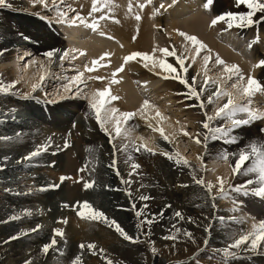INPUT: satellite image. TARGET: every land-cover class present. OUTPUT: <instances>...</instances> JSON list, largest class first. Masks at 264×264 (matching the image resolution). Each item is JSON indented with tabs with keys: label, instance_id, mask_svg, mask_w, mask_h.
<instances>
[{
	"label": "rangeland",
	"instance_id": "1",
	"mask_svg": "<svg viewBox=\"0 0 264 264\" xmlns=\"http://www.w3.org/2000/svg\"><path fill=\"white\" fill-rule=\"evenodd\" d=\"M18 1H20V3L23 4L25 7L22 9L20 6L18 10L12 11V12H16V13H7V12L11 11V9L9 8V4H8L10 2V0H6V3L4 6H0V18H3L2 22H0V36L1 35L2 36L9 35L8 33L6 34V32H4L5 28H6V30H8L7 28H11L12 30L10 32L13 34H16V35H20V34L22 35V34L26 33V31H22V29H20L21 27H19L18 25L15 24L14 20L18 19V17H16V16H20V17L29 19L30 21H33V22L36 21L38 24L42 25V27H44L60 43L62 53L64 51V53L62 55H64L65 53H67L70 50H73V47L78 46V43L81 44V42H85V40H84L85 36L84 35H82L77 40L72 39V34H73L72 29L80 23L79 20L72 21V17H74L76 15V13L73 12L75 8H72L71 4H70V1L73 3V0H44V4L39 3L38 0H18ZM215 1L216 0H211V3L209 4L208 8L205 9L203 7V3H201V2H205V0H176L175 4H178L181 2L186 4L185 5V11H184L185 18L183 16H181V18H178L179 20H183L182 18H184V20L186 19V21L191 20L189 18L190 15L192 13L200 10V9H201L200 10L201 13L204 15L205 19L207 20L206 26H205L206 28L204 27L205 30L203 31V33H205V34H203V35L209 36L212 42L210 40H203V39L199 38V40L204 45H206V49L202 50L199 54H197V58L194 62L191 61L190 57L193 54H195V51H194L195 46L191 45L190 42L184 41L183 37L181 38L179 35L177 36L176 35L177 33L175 35L179 39L174 37L173 35L176 32V30H178V29H176V28L174 29L173 35H168L165 33V30L163 29L165 27H162L161 23L157 24V19L159 20L162 18V20L165 23H166V21L169 20L168 18H169V15L171 13L168 12L169 11L168 9L171 8L172 5H174V4H172V0H151V3L145 4V8H143V10H146V11L148 10L147 13H149V14H147V16H148L147 23L149 22L148 26L150 27L149 30H151V37H150V41L148 42V45L150 47V51L148 53H152V49L154 46L157 49L167 47V48H170L172 50L174 48V50L177 52V54L183 53V55L185 57H189V59L185 60L186 66L191 64V67H189L188 71H187L190 75L189 84L192 83L191 77L196 76V78H197L196 79V86L198 85L197 86V88H198L204 79V75L207 74L209 80L210 81H216V83H218L220 85L222 90L233 92V94L235 93V95H239V94H236L235 90L231 88V83L237 82V77L239 75H242L245 77L244 83L246 84L248 74H246L245 69L252 68L254 70L253 74L251 75L252 78L260 75L261 71L264 69V65L255 66L258 64V62L261 59H264V23L262 24V22H264V19H262L260 21V19L258 18V20H256L258 22L257 24H251L250 26H247L246 29H244V31L241 28H238L236 26L228 28L226 16H225V20L218 21L215 26L209 27L210 21L213 18H215L216 16L224 15V14L229 13V12L234 13V14H239V13H246L248 11V9L245 6H244L245 7L244 8L243 5H241L240 7L236 6L235 0H223V4H221L220 12L215 13V11H214ZM142 3H144V0H142ZM161 3H163L164 8H160ZM194 4L195 5L197 4L196 7H193ZM88 5H89L88 3L84 4V6H88ZM169 5H171V6H169ZM40 6H41V8H40ZM75 6H80V5H75ZM154 8L158 9V11L155 14H153ZM18 11H19V13H18ZM61 12L65 13L66 15L61 17L60 16ZM255 14L259 15L260 12H256ZM253 18L256 19L255 16H253ZM61 20H63L64 22H61ZM175 21H177V20H175ZM154 25H156L158 27H153ZM207 25H208V27H207ZM215 27H218V28L216 29ZM210 28L216 29V31H217V32L214 31L213 36L214 35L215 36H214L213 40L211 38V35L207 34L209 32ZM161 29H163V30H161ZM84 30H85L84 33H87V35L92 32V29H90L86 26L84 27ZM172 31L173 30H170V33ZM179 31H182V32L189 34L184 29H179ZM28 34H31V33L29 32ZM190 34L192 35V33H190ZM95 35H97L101 40H103L104 42L107 43L108 46H107L106 53H108V55L104 56L103 60L104 61L109 60L113 56V52H109V50H108L109 46L113 45V44L115 45V43L118 44V42H119L118 39H116V37L111 35V33H109V31H107L105 28H101V27L95 33ZM218 36L220 39L218 38ZM109 37H111V39ZM166 37H168V38H166ZM174 38H176L177 40ZM219 40H220V42H219ZM116 41H118V42H116ZM221 41H222V43H221ZM232 42H238L239 44L238 43L237 44L239 46H237V45L234 46L232 44ZM211 44H213V45H211ZM17 47L18 46H16V45L11 46L10 51H8V53L5 55V57H7L8 59L10 58L9 59L10 61H6V63H7L6 69L7 70L13 69L17 73L15 75H12V77L14 80H16V83H17L18 88H19V92H22V94H23L26 92V89L30 85L36 84V85H38L36 90L40 91V94H41L40 98L42 99V101L43 102H50L51 103L50 106H57V105H59V103H57V100L55 98L58 95H61V93H63L64 90L69 86L68 90L66 92H64L65 95H63L64 96L63 98L66 101L76 100V102H77L76 104L80 108H84V107L90 108L89 103H88V97H89L88 93L93 92L94 87H93V84H92L90 76H89V74L92 71L86 70V67L90 68V66L88 65V62H87V60H88L87 54L84 53V55H81L80 53H78L79 51L74 49L73 52H70L68 55H65L64 60H61L60 58H58L56 60V62L53 64L54 60L49 62L48 57L39 58V57H36L35 55L31 56V57H28V55H27V57H25V56L21 57L18 54L19 52L17 50L18 49ZM69 47L72 49L69 50ZM53 49L54 48H52L51 50L53 51ZM220 50L224 51L225 54L221 55L222 53ZM112 51H114V48H112ZM31 53L33 54L32 51H31ZM227 54H228V56L230 55V57H227L226 56ZM205 56L210 57V60H209L207 67L204 66V62H203V57H205ZM217 56L225 62L224 65H216L215 64V59ZM73 57H75V59H73ZM159 58L165 59L166 62L169 60H173L175 62L174 57H162L161 54L159 53V51H156L155 53H153V60L159 59ZM24 59H25V62L23 63ZM235 59H236V62H235ZM13 60H14V62L17 61L16 65H15V63H13ZM28 62H30V64H31L28 66V67H30V69L28 68L29 71L27 73H24L26 66H27L26 64ZM123 62H124L123 59H118L117 64L112 69H110L109 72L112 73ZM145 63L148 64L147 68H151L152 70H155L157 75L161 79H157V80L150 82V83H149V81L146 82V81H138V80H128L127 85L129 87V92L135 96L136 100L138 101V102H136L137 104L131 100H130L131 102H128L129 99L124 95V92H123V90H121V88L119 89V92L121 93V95H117L118 99L116 100L118 102L121 101L126 105L128 103V104H132L134 106L133 109H130V107H129V109H130L129 111L135 113L134 116H136V118H138L137 122H138L139 126L142 128L141 133H140L142 135H140V137H141V140L143 141V143H145L144 144L145 148L151 149V151H148V152L146 151L145 155L147 157H151L150 159L153 162L154 161L157 162V164L160 166V168H157V167L154 168L153 164L152 165L148 164V165L144 166L145 168H143L141 166V164L138 162L137 164H139L138 165L139 170L140 171H142V169L145 170L144 175H143V173H141L142 176L143 177L146 176L147 178H150V180L153 181L152 183H155V184L158 183V177L154 178L153 176H150V175L153 173L155 175L160 171H162L163 173H166L163 176L164 179L166 178L165 180H168V177L170 178L173 176L174 179L180 181L179 183L177 182L175 185L170 186L171 187L170 190H172L173 188L175 190L180 189L181 188L180 186H182L181 183L182 184H191L192 182H196V180H199L202 178L204 181V184L203 185L198 184V183L197 184L200 185V188L209 192L207 185L209 183H212L213 178L215 177V174H211V172H209L211 167L208 165V163L206 161L194 159V156L192 155L191 150H192V148H197L199 150H202L203 152H206L207 147L209 146L208 143L212 142L210 140H215L213 143L216 146H219L220 148L223 147L224 150L226 149L229 158H232V159L234 158L233 160L235 161L237 156L235 155L236 158L234 157L233 153H235V152L233 149H232V151H229L230 150V148H229L230 146L228 147L229 143H226L225 140L226 139L227 140L237 139V135H236V137L233 136L235 134L233 132L236 130L237 127L232 128L228 132V134L229 133L231 134V136H229V137L222 138V136H219L217 139H212L211 135L209 134L208 139L205 140L204 134H205L206 130L202 128L201 121H203V119H204V113L205 112H207L209 115L213 114L214 108L219 105V102H218L219 100H216L214 104H208L207 100L205 98L206 96H208V93H205V96L201 97V99L205 105L204 111H201V109L199 107V103H197L196 99L193 97L192 100L194 101V103H196V105L190 107L192 109V111L190 112V115H186L187 112H185L186 111L185 107L177 108L176 104L175 105L171 104V103L167 102L165 100V98H163L162 96L160 97L157 95V92H160V90H161L160 88L165 81V79L163 77L168 76V74L163 72V70L160 69L158 64L155 67H153L152 66V60L145 61ZM0 64H2V63H0ZM175 64H176V62H175ZM232 64H235V65L238 64L237 65L239 68L238 74H230V73H225L223 71V68L225 66H231ZM177 66L179 67V65H177ZM23 68H24V71H23ZM124 68H125V63H124ZM124 68L120 73H117L116 77L117 78L120 77L119 80H123V81L126 80L127 81V79L124 75ZM1 69L2 68H0V70ZM185 73H183V74H185ZM78 74H82V75H78ZM230 75L232 77L231 80L228 79V77ZM41 76H43V80L40 79ZM93 76L96 77L98 75L96 73H94ZM74 77H76L75 80L73 79ZM167 79H169V81H174V82L178 81V80L176 81V79H173L171 77L170 78L168 77ZM74 82H76V85L73 88H71L70 86ZM48 83H49V85H47ZM258 83L260 84L262 90H257L255 92H253L248 97H244L240 94L241 96L239 97V100H238V98L237 99L235 98L236 99L235 101H236V103L247 104V106L249 108H251L256 114H258L259 118L251 119L250 121H254L257 124V126H259L258 129L260 128L259 130L262 131V130H264V76L261 78L260 82H258ZM182 86L185 87L184 85H182ZM91 87H92V89H91ZM205 87H210L211 92L214 91V89H215V85L211 84V83L209 85H206ZM211 92L209 94H211ZM5 100L6 101L7 100L12 101L13 105H7L6 103H4ZM144 100H147L149 102V107L145 108L144 110L149 109V111H150L152 109H154V110L156 109V110H160L161 112H164L162 114H163L165 119H163V116H162V118H161L162 124L160 123L161 126L151 125V127H149V124L146 123V121L144 120L145 111L143 110V114H141V112H137V109L140 108V105ZM214 100H215V98H214ZM186 101H187V99H186ZM125 102H127V103H125ZM223 102L224 101L222 100L221 103H223ZM37 104H40V102H38L35 99L34 100L31 98L29 99L27 97L23 98L21 96V94L20 95L19 94L18 95L17 94H10L9 95L3 91L0 92V133L4 132V134L5 133L9 134V133L15 132L17 134V136H20L18 134V128H20V126H23V123L29 117L30 107L37 106ZM38 110H39V108H38ZM38 110L35 111L36 116H34V114H33L30 116L31 117L30 119H33V121L36 122L35 124H38V126L41 129H44L46 134H47V131L49 130V128L51 126L52 120L49 119V117L47 118V113L44 109L39 110V111ZM111 114H113V113H111ZM113 116H119V113L116 112L115 114H113ZM243 116H244V119H248V117L245 113H238L235 118L240 119ZM71 118L73 121L68 122V124L66 126V131H68L70 133L74 132L76 134L75 135L76 138H74L71 135L68 137H65V138L64 137L61 138L58 135L52 134V136L53 135H55V136L51 137L49 140H46V142L50 141L49 143L51 146H53L54 149H52L51 152H49L47 154V156H49V158L44 163L43 167L40 166V164L44 161V159L40 160V161H35L36 163L34 162V165L31 161L29 162V159L31 158V153L38 151L37 147L41 144V142H43V140L40 138V135L39 134L38 135L37 134L31 135L28 138V139H30L31 145L30 144L28 145V142L26 144H24L25 146L22 145V149H25V151L23 152V150L21 149L23 154H21L17 158L19 161L18 163L21 164L22 163L21 161H23L25 163L23 165L25 168L24 169L25 171L24 172L22 171V172L14 175L15 176L14 178H17L16 181L17 182L20 181L19 183L16 184L15 187H10V186H8V184L2 183L0 181V205L3 203H8V202L13 201V202H15V204L18 205V207H17L16 205L13 204L14 207H17L16 208L17 212H18L17 214L25 215V213L27 214V213L31 212V210L36 211V207L39 204V202L36 200H37V198L40 201L43 200L44 191H45V193H50V192L56 193L57 191H59L60 189L66 187L68 184L71 183V184H73V186L77 187L76 190H78V198H80L79 202L81 200L82 201L84 200V202L85 201L88 202V204L92 207V209L101 211L104 214V216H106L109 220L115 221L121 227V229L128 236H130L132 239L131 240H124L114 230V228L111 225L106 224L103 221V219L96 220V221H99L101 226L104 229L99 230V231H95L90 226L91 225L90 223L94 222V220L82 219V218L77 216L76 213L78 211H80L78 209V206H77L78 202H74L73 204L70 202L71 203L70 204L68 201L63 200L64 202L61 201V202L57 203V207H56L57 209L55 212H53L52 214H50L48 216H45V217L43 216V218L36 220V221L40 222L39 223L40 225L35 224L36 221H34V224L37 225V228H32L34 226V224H31V223H30L31 225L30 224L28 225L27 223L22 222L19 225L20 230L23 231L22 235H26V234H28V232H30L31 236H32L33 233L36 234V232L40 229L41 226L46 230V233H44V236H42V238H41L42 241H37V242L42 243V245L39 248V254H40V252H42V254L47 255L44 251H42V249H43L44 245H46V244L50 245V247L47 250L48 254L50 255L49 256L50 261L47 260L45 262V264H56V263L59 264L60 261L57 260L58 256L62 257L64 261L68 260V259H66L67 257L65 258L64 253H68V256H70L69 259L71 260V262L76 257H79V263L80 264H82V262H83V261L81 262V260L86 261L85 264H107V261H109V260L112 262V264L115 263V261H119L120 264H156L155 261H158V263L162 262L163 258L168 257V256H169L168 258L170 259V261L173 262L172 264H177L179 261L183 262L184 259H186V261H190V263H192V264H202L198 260L194 259L195 258V252H196V255L198 252L203 253V258H202L203 260L202 261H205L207 264H243L244 262L249 261V258H245L242 256L237 257L235 255H229L227 257H224V255H222L223 253L220 250L228 247V245H225V247L221 246L222 248L209 246L208 242H210V239H209L210 236L207 237L208 234L206 235V237L208 239L206 238L205 241H203L202 239H198L197 242L200 245V247L199 248H195V247L190 248L191 252L190 251L185 252L184 247H181L180 251L173 252L171 255L164 254V253L158 254L156 252H153L151 250L152 249L151 241L152 242L156 241L159 246L162 245L163 243H166L169 245L174 244V239H165L164 240V237H167L169 230L164 229L162 226L160 229L162 230L161 234H164V237H162L160 234L158 236L156 235L157 237L152 239L151 234L149 233L150 232L149 226H145L141 220V217L143 215L146 216L147 213L149 211H151V208L148 211L146 210L147 213L144 212V209L136 210L135 211V217L136 218L133 221H131L126 215H121L123 213L126 214V212H127L126 209L127 210L129 209V206L126 207L127 205H130V206L133 205V203L131 202V198H129L127 191L124 190V192H123L122 188L119 187L118 185H117L118 186L117 190L113 188V185L108 181L109 177L104 172V170H101L99 172V170L93 168L92 164L88 162L89 159H87V157H85V155L88 153L89 149H88V147H85V144L83 143V141L79 142L81 140V138L83 137L82 136L83 134H81L80 131L77 132L76 131L77 127H75L76 126L75 121L79 118V114L73 113V114H71ZM93 118H94L95 132L97 133L101 128H100V125L97 124V122H96L95 113H94ZM101 119H102V121H106L105 118L102 116H101ZM167 119L173 120V121L170 120L171 122L177 121L178 126H179L178 133L180 134V137H181L179 140H176L175 134H174V136H172V135L170 136L168 134L166 126H167V124H170L171 122H169ZM9 120L10 121L14 120V125L9 126L8 125L10 122ZM108 125L109 124L107 121L105 123V127L110 128ZM174 125L176 126L175 123H174ZM199 125H200V127H199ZM220 125H224L225 127H227L224 120H213V121H211V124H210V126H220ZM125 126H126V122L123 121V119H121V130L123 131V129L125 128L124 130H126L130 133H133L131 128L125 127ZM31 127L34 128L33 125ZM156 128H159L163 131L164 136L167 137V140H165L164 137L161 136L160 132L154 130ZM25 130H28V128ZM182 130L187 131L190 135H195V134L199 133L198 139H200V141L202 140L201 143L196 144L189 138V136L182 135ZM109 131L111 133H114L115 132L114 127L111 128ZM45 132H43L44 134H42V135H46ZM102 133H105V132L102 131ZM262 133L264 134V131H262ZM98 134H99L98 136L101 137L100 131ZM32 136H34V137H32ZM84 137H85L84 139L90 138V136H88V135H86ZM6 139H7V137L4 140L0 139V145L4 146L5 144L11 142L10 140H6ZM65 141L68 144L67 147H65ZM138 143L141 144L142 142L139 140ZM97 147L101 148V145L97 146ZM100 148L98 149V151L96 150L95 153L91 152L90 154L93 157H97V159L98 158H100V159L105 158L107 160L106 165H110L109 168H112L113 162H115L113 171H115L118 174V177H120L121 172H120L119 162L118 163L116 162L117 158H118L116 156V153H114L112 150L105 149V148L100 150ZM30 151H31V153H30ZM40 152H41V150H40ZM19 153H17L16 155H19ZM80 153L82 156L80 155ZM177 153L184 160H187V162H188L187 165H185L182 161L180 163H177V156H176ZM57 156L62 157V158L60 157L61 167L66 165V163H64L66 158L69 161H71L74 165H76L75 170H73L72 175H70V176H77L78 179H76L74 182L73 181L70 182L67 180V178L70 176H66V175L60 173V168L57 167L58 162H59L57 159ZM158 156H162L164 158L161 159V157H158ZM170 157H171V160H167V158L170 159ZM233 160L230 163L234 164ZM135 161H137L136 158H135ZM7 162H3L2 164L5 166L7 164L10 165L13 161L9 160ZM97 162H99L101 165L103 163L100 160H98ZM13 163L16 164L17 162L14 161ZM31 164H32V166H31ZM140 166H141V168H140ZM215 166L221 167V170L224 171V176L222 177V178H226L225 179L226 184H224V188H225V195L224 196L228 195L230 197H234V196H238L240 193L241 194L245 193L244 191H241V192L233 191L232 188L229 187V185H231L232 187L233 186L236 187L232 183L235 180V176L232 175L231 169L229 168V166L227 165V163L225 161L219 160V162L215 163ZM1 167L4 168V166H1ZM176 167L178 168V173L175 171ZM222 167H224V168H222ZM61 170H62V168H61ZM225 170H226V172H225ZM183 172L188 175V179L186 177H183V174H184ZM101 175L105 176V177H103L104 181H103L102 185L97 186V183L96 184L90 183L92 185V187H90L88 189L84 188V183L85 182L89 183L90 178L94 177V178L98 179L99 176H101ZM157 175H159V174H157ZM5 176H7V175H5ZM238 176L236 177V179L238 178ZM9 177L7 176L6 179ZM35 177L36 178L41 177L42 180L44 179L45 180L44 183L49 184V185L47 184L49 187L48 188L49 190H45V189L43 190V188H40L39 185L38 186L33 185V182L35 181ZM61 177H65L66 179L61 181V179H60ZM194 177H195V179H194ZM81 178H82V182L80 181ZM78 185H80V186H78ZM236 185H238V184H236ZM218 187H219L218 183L212 184V189H211L210 195L212 197H216L215 199H218L220 196V194L217 192ZM9 189L11 190L12 193L7 192ZM12 189H18L20 192L19 191H12ZM164 189H166L165 186H160V190H164ZM38 190H43V191L39 192ZM134 190H135L134 192L136 194L137 193H138V195L142 194L140 192V188H139V191L137 189H134ZM247 191H248L247 193L249 194L250 191L249 190H247ZM83 194H84V196H83ZM87 195L89 196L88 198H87ZM115 195L122 196V198H119L120 200L118 199L117 203L115 200V198L117 196L115 197ZM125 195H127L128 198L125 197ZM35 197H36V199H35ZM146 197H148V196H146ZM63 198H64V196H63V194H61L59 199H63ZM166 198H168V199H166L167 202H165V204L171 205V203H170L171 198L167 197V196H166ZM122 199H124L125 202ZM154 200H155V197H152L150 199L143 200V203L149 206L150 204H152L151 202H154ZM91 201H93V202H91ZM262 202H264V198L261 199V203ZM127 203H129V204H127ZM94 204L96 205V207ZM116 204H118V205H116ZM64 205H68V207H64ZM250 205H251V203H249L247 206L250 208ZM133 206L135 208V204ZM23 207H24V209H23ZM119 208H121L122 210L121 209L119 210ZM238 208H239V210L242 209L240 207H236V208H233L231 210L232 212L237 213V215H232L233 217L238 216V212H237ZM252 208H253V204H252ZM37 209H40V208H37ZM6 212L10 215H13V212H11V210H6ZM137 212H140L139 216L136 215ZM246 214L252 215L253 212L252 213H246ZM243 215L244 214H242L241 216H243ZM239 216H240V214H239ZM252 216H253V220L256 219L255 217H257V216H255V214H253ZM0 219H1V217H0ZM257 220H258V218L254 221H257ZM25 221H27V220H25ZM89 221H90V223H89ZM185 222L188 223V220H186ZM6 225H7L6 221H4L2 223L0 222V241H1L0 242V264H15V262L13 261L14 260L13 257H6V254L4 255V257L1 256V253H3L5 250L3 248V246L1 245L4 242L3 237H7V238H11V237L14 238L15 237V238H17L19 236V235H17V233H18L17 231H7L4 228ZM51 225H53V226H51ZM137 225H139V227H137ZM9 226H10V222H9ZM243 226H245V225H243ZM46 227H48V228H46ZM54 229H59L60 231H62L64 236L63 235L62 236L55 235L54 231H53ZM68 229H72L73 232L75 231V233L77 234V237L81 240L79 243L78 242L77 243L72 242V240H74V237H73L74 235H72V237H70L71 235L69 234ZM194 230L195 231L203 230V226L202 225L200 226V224H198V225L195 224ZM247 230H248L247 228L242 227L243 233H240L238 235V238L241 234H245ZM66 233H68V234H66ZM85 233H89V235H92L95 238L94 245H95V247H98V249H99V251H98L99 256L96 255L97 254L96 250L90 251L91 253L88 252L89 251L87 248L88 243L84 242V241H86ZM67 238H70V239H67ZM53 240H55V244L51 243ZM68 240H70V241H68ZM31 241L32 242H30L28 245L29 247H23V249L21 250L22 253L25 252L24 254L20 255L23 257L25 255L24 258L22 257L23 258L22 259L23 264H25V262H26V264H36L35 263L36 256L33 259H31L32 261H30L29 256H27V258H26V255H28L30 253L29 251L30 250L33 251L34 247L37 246V242L35 244V243H33V240H31ZM81 244L85 245V247L83 249H81L79 247V245H81ZM259 244H260V242H259ZM100 250H103V251L101 252ZM235 251H236V249H230L231 253H234ZM93 253H95V254H93ZM90 254H92V255H90ZM130 254H135V255L132 258H131V256L129 258H127L128 255H130ZM20 256L18 255L16 258H18ZM94 257H95V259H94ZM257 260L260 262H264V256L261 258H257Z\"/></svg>",
	"mask_w": 264,
	"mask_h": 264
},
{
	"label": "bare ground",
	"instance_id": "2",
	"mask_svg": "<svg viewBox=\"0 0 264 264\" xmlns=\"http://www.w3.org/2000/svg\"><path fill=\"white\" fill-rule=\"evenodd\" d=\"M109 2H110L109 7H102L100 9V11L94 12L91 15H89V12L91 10V0H73V3L70 1L71 7L75 8L73 12L76 13V15H79L80 17H82L86 24L92 23V21L94 19L97 21V30L96 31L92 30V32L89 33L88 35H87V33H84L85 32V30H84L85 24L79 23L78 25H76V27H74L72 29L73 30L72 39L77 40L82 35L85 36L84 37L85 42H81V44L78 43V46L73 47V50L75 49V50L79 51L78 53H85L88 55L87 62H88V65L90 66V68L94 67L91 63L92 60H94V59L97 60V64L95 65L96 68L94 67V71H92L89 74L90 79H91V77H94L93 76L94 73H96L98 76L105 78L103 80L91 79V82H92L93 87H94L93 88L94 91L88 93V95H89L88 103H89V98H91L93 96V93L96 90H102L105 86L109 87L110 95L116 96V97H117V95H121V93L119 92V89L121 88V90H123V92H124V95L129 99L128 102L133 101L136 103L138 101L136 100L135 96L129 92V87L127 85L128 80H138V81H146V82L149 81V83H150V82H153L157 79H161L157 74H154V73H156V71L152 70L151 68L144 67L145 61L141 60L139 57H136L134 60H131V61H128L125 63L124 75H125L127 81L126 80L125 81L119 80L120 77H118V78L112 77V75H111L112 73H110L109 70L112 69L117 64L118 59H122L125 55H128L134 51L143 52V53H148L150 51V47L148 45V42L150 41L151 30H149L150 29V27L148 26L149 22L147 23V18H148L147 14H149V13H147L148 10L147 11L141 10L137 7L138 3H142V0H109ZM87 3L89 5L84 6V4H87ZM99 3L103 4V3H105V0H99ZM201 3H204V2H201ZM8 4H9V8L11 9V11H9L7 13H16V12H12V11L18 10L20 6L22 9L25 7L18 0H10V2ZM130 4H131V8H129ZM221 4H223V0H216L215 1V6H214L215 13L220 12ZM75 5H80V6H75ZM185 5L186 4H184L183 2L172 5L171 8L168 9L169 10L168 12L171 13L170 15L168 14L169 20L166 21V23H165L162 20V18L159 20L157 19V24L161 23L162 27H165V28H163L165 30V33L168 35H173L175 28L178 30L184 29L189 34L192 33V35L196 36L198 39L201 38L203 40H210L211 41L209 36L203 35V34H205V33H203V31L206 28L205 26H206L207 20L205 19L204 15L201 13V11H200L201 9L199 8L200 10L192 13L189 17L191 20L186 21V19L184 20V18H185V16H184ZM196 5L194 4L193 7H196ZM40 8H41V6H40ZM18 13H19V11H18ZM101 14H103L106 18L102 19V20L99 19ZM137 14H139L141 17L139 22L134 19V17ZM262 15H264V14H261V13L259 15L255 14L254 16L256 19L253 18V20L256 21L259 18L261 21ZM181 16L184 17V18H182L183 20L178 19V18H181ZM16 17H18V19L14 20L15 24L18 25L19 27H21L20 29H22V31H26V33H24L22 35L21 34L16 35V34H13L10 32L12 30L11 28H7L9 31L6 30V28H5L4 32H6V34L8 33L9 35H7V36L1 35L0 36V63H2V64H0V68H2L0 70V85L3 86V88H4L3 92H5L6 94H9V95L10 94H17V95L21 94V96L23 98L27 97L29 99L30 98L33 100L35 99L38 102H40V104H37V106H34V107H30L29 117L23 123V126H20V128H18V134L20 136H17V134L15 132L9 133V134L8 133L4 134V132L0 133V139L1 140H4L7 137L6 140L11 141L10 143L5 144L6 146L0 145V150L2 149L0 151V181L2 183L8 184V186H10V187H15L16 184L20 182V181L19 182L16 181L17 178H14L15 177L14 175L18 174L22 171L23 172L25 171L24 170L25 168L23 166L25 163L23 161H21L22 162L21 164L18 163L19 161H18L17 157H19L21 154H23L22 150H23V152L25 151V149H22V145L25 146L24 144H26L27 142H28V145L30 144V139H28V138L31 135H35V134L38 135L39 134L40 138L43 140V142H41V144L39 143L40 145L37 147L38 149L36 148L38 150V151H36L37 155L31 156V158L29 159V162L31 161L34 165L35 161H40V160L44 159V161L40 164V166H42V167H43L44 163L49 158V156H47V154L49 152H51L52 149H54L53 146L50 145V143H49L50 141L46 142V140H49L51 137H53L55 135H58L61 138H63V137L65 138V137H68L71 135L74 138H76V136H75L76 134L74 132L71 131L72 133H70V132L66 131V126H67L68 122L73 121L71 118V114L74 113V114H79V118L75 121V125H76L75 127H77V129H76L77 132L80 131V133L83 134L82 135L83 137L81 138V140L79 142L83 141V143L85 144V147H88V149H89L88 153L86 152L87 154L85 155V157H87V159H89L88 162L92 164L93 168L99 170V172L101 170H104V172L108 175V177H109L108 181L113 185V188L117 190V188L119 186L122 188L123 192H124V190H126L129 198H131V202L133 203V205L135 204V208H134L133 205L130 206V205H127V204H129V203H127L126 207L129 206V209L128 210L126 209V211H127L126 214L123 213L121 215H126L131 221H133L136 218L135 217V211L136 210L144 209V212L147 213V211L151 208V211H149L146 216L143 215L141 217V220L145 226H149V229H150L149 233L151 234L152 239H154L155 237H157L158 235L161 234L162 230L160 228L162 226L164 229L169 230L167 237H170V236L174 237V244L173 245L163 243L162 245L159 246L156 241L155 242L151 241L152 249H155L156 253H158V254L164 253V254L171 255L173 252L180 251L181 247H184L185 252H188L191 250L190 248H193V247L199 248L200 247V245L197 242L198 239H202L203 241H205L206 238L209 236H210L209 237L210 242H208L209 246L222 248V247H225V245H229L230 243H232L234 241V239L238 238V235L240 233H243L242 227L248 229L246 231V233H247L248 231L251 230V226L254 222H257L258 220L260 221L261 219L264 220V202L261 203L262 198L253 195L252 191H251V189L256 186L255 184L247 186V190L250 191L249 194L248 193L247 194H245V193L241 194L240 193L238 196H234V197H230L227 195V196H224V198L213 199V197L210 195V193L208 191H205L202 188H200V185H198L196 182H192L191 184H182L181 183L182 186H180L181 187L180 189L175 190L173 188L172 190H170L171 189L170 186L175 185L177 182L178 183L180 182V181L174 179L173 176L170 178L168 177V180H165L166 178L164 179L163 176L166 173H163L162 171L157 173L159 175H157V174L154 175V173H153L150 176H153L154 178L158 177V183L155 184V183H152L153 181H151L150 178H147L146 176H144V177L142 176L141 173H143V175H144L145 170L142 169V171H140L139 167L136 169H132L131 165L133 163L137 164L138 162L141 164V166L143 168H145L144 166H146L148 164L149 165L153 164L154 168L155 167L160 168V166L157 164V162H155V161L153 162L150 159L151 157H147L145 155L146 150L144 148H139L140 144L138 143V141L140 140L143 143V141L141 140V137H140V135H142V134H140L142 128L139 126V124L137 122L138 118H136V116H133L128 121H126V126H125V127L131 128L133 133H130V132L124 130L125 128L123 129V131L121 130V135H119V136H117L115 132L111 133L109 131L115 125V119L114 118L111 120L108 119L109 117H115V116H113V114H111L112 113L111 109H113V108L117 109V112L119 114L123 113V112H130L129 110L133 109V107H134L132 104H128L127 102H125V103H127V105H126L121 101L120 102L116 101L117 100L116 99V100H111L110 102L106 103L104 105V107L101 109L100 116L104 117L105 120L108 121V124H109L108 126L110 127V128L105 127L107 129L108 133H110V136H111V142H110V136L106 135L105 133H102L101 129L99 130L101 133V137L98 136L99 131L97 133L95 132L94 118H93L94 112L92 111L91 108H85V107L80 108L76 104L77 103L76 100L66 101L63 98L64 97L63 95H65L64 92H66L68 90L69 86L64 90L63 93H61V95H58L55 98L57 100V103H59V105H57V106H50L51 105L50 102H43L42 99L40 98V96H41L40 91L36 90V89L33 90L32 85H30L26 89L25 93L22 94V92H19V88H18V85L16 83V80H14L12 77V75L17 74L16 71H14L13 69H11V70L6 69L7 68L6 61H10L9 60L10 58L8 59L7 57H5V55L8 53V51H10V49H11L10 47L15 46V45L18 46L17 47L18 48L17 50L19 52L18 54L21 57L22 56L27 57V55H28V57H31V56L35 55L36 57H39V58L46 57V56H44V53L48 52V51H52L51 49L54 48L52 51L53 56L48 57L49 62L54 60L53 64L62 55L61 54L62 49L60 47V43L44 27H42V25L38 24L36 21L33 22V21H30L29 19H26V18H23L20 16H16ZM2 19L3 18H0V22H2ZM175 20H177V21H175ZM116 21H118V23ZM257 23L258 22L256 21L253 24H257ZM263 23L264 22H262V24ZM248 26H250V25H248ZM100 27L105 28L107 31H109V33H111V35L116 37V39H118V41H119V42L116 41V42H118V44L115 43V45L113 44V45L109 46L108 50H109V52H113V56L109 60H105V61L103 60L104 59L103 54L106 53L108 45L106 42L101 40L97 35H95V33L100 29ZM207 27H208V25H207ZM246 27L247 26L238 27V28H241L244 31V29H246ZM215 28L217 29L218 27H215ZM216 29H212V28H210V30L208 29L209 32L207 34L211 35L212 40L214 39V36H215V35L213 36L214 31L217 32ZM170 30H173L171 32L172 34L170 33ZM29 32L31 34H28ZM176 33L177 32H175L173 36L178 38L177 37L178 35ZM133 37H135V40H133ZM166 38H168V37H166ZM176 38H174V39H176ZM218 38H219V36H218ZM222 41H221V43H222ZM219 42H220V40H219ZM237 43L238 42H232V44L234 46L235 45L239 46L238 45L239 43L238 44ZM211 45H213V44H211ZM70 47H69V50L72 49ZM112 48H114V51H112ZM168 49L171 50L170 48H168ZM73 50L68 51L67 55L70 52H73ZM31 51L33 52V54L31 53ZM220 51L222 53L221 55L225 54L224 51H222V50H220ZM63 53H64V51H63ZM228 54L226 56L230 57V55L228 56ZM102 56H103V59L101 60L100 58ZM25 59L23 60V63L25 62ZM167 62L172 63L174 67L179 69V67L175 64V62L173 60H169ZM235 62H236V59H235ZM13 63H15V65H16L17 61L14 62V60H13ZM26 65L27 66H26L25 71L23 68L24 73H27L29 71L28 68L30 69V67H28V66L31 64H30V62H28ZM253 71L254 70L252 68L245 69V72H246V74H248V76L252 75ZM175 75H176V73H173L171 75L168 74V77L172 78ZM180 75H182L187 80L188 83L190 82V75L188 72H186L185 74L180 73ZM263 76H264V69L261 71L260 75H258L257 77H253V79L257 80V82H260V80ZM112 79L119 80L120 82L112 84V83H110V81ZM13 82H14V86L9 87V85H12ZM47 85H49V83ZM75 85H76V82L72 83L70 87L73 88ZM91 89H92V87H91ZM160 89H161L160 92H157L158 96H160V97L162 96L163 98H165V100L167 102H169L171 104H174V105L176 104L177 108L185 107L186 108L185 112H187L186 115H190V112L192 111V109L190 107L196 105V103H194V101L192 100L193 98H188V96H187L188 90L185 87H183L180 83H178V81L174 82V81H169V79H165V81H164V83ZM206 89L207 90L201 94V97H204L205 93H208V95H210L209 94L211 92L210 87H206ZM234 96L236 99L238 98V100H239V97L241 95L240 94L235 95V93H234ZM205 98L207 100V96ZM186 99H187V101H186ZM221 101L222 100L218 101L219 104L221 103ZM4 103H6L7 105H13L12 101H10V100H7V101L5 100ZM129 107H130V109H129ZM38 108H39V110L44 109L47 113V118L49 117V119L52 120L51 126H50L49 130L47 131V134H46L44 129H41L38 126V124H35L36 122L33 121V119H30L31 115L34 114V116H36L35 111H37ZM144 111H145L144 120L146 121V123H148L149 125L161 126L160 123H161V118L163 116L162 113H164V112H161L160 110H156V109L155 110L152 109L150 111L148 109V110H144ZM157 112L160 113L159 116L156 115ZM241 118H244V116ZM163 119H165L164 116H163ZM170 120H168V121L169 122L173 121V120H171V121ZM174 123L176 124V126L174 125ZM8 125L9 126L14 125V120L13 121L11 120ZM32 125L34 126V128L31 127ZM166 127H167L168 134L170 136L171 135L174 136V134H175L176 140H179L181 138L180 134L178 133L179 126H178L177 121L171 122L170 124H167ZM199 127H200V125H199ZM236 127L237 128L233 132V133H235L233 136L236 137V135H237V139H234L235 140L234 143L228 144V147L230 146L229 147L230 150L229 149L228 150L232 151V149H233L235 152L233 154H236V156H238L240 150L244 149L245 146L248 145L250 142L264 141V134L262 133V131L259 130L260 128L258 129L259 126H257V124L254 121L249 120L248 123L237 125ZM27 128H28V130H25ZM43 132H45L46 135H42V134H44ZM52 134H55V135L52 136ZM86 135L90 136V138L84 139L85 138L84 136H86ZM229 136H231L230 133L226 137H229ZM32 137H34V136H32ZM226 137L222 136V138H226ZM210 141H212V142L208 143L209 146L207 147L206 152H203L202 150H199L197 148H192L191 153L194 156V159H197V156H200L201 161H206L208 163V165L211 167L209 172H211V174H215V177L213 178V181L211 184H215V183H217L216 178L218 176L219 177L224 176V171L221 170V167H218V166L216 167L215 163L219 162V160H221V159H219V157L222 154L227 153V150L226 149L224 150L223 147L220 148L219 146H216L213 143L215 140H210ZM143 144H145V143H143ZM100 145H101V148L99 147L100 150L105 148V149L112 150L114 153H116V156L118 157L116 162L117 163L119 162V166H120V172H121L120 177H118V174L115 171H113L114 167L109 168L110 165H106L107 160L105 158H101V159L98 158L97 159V157H93L90 154L91 152L95 153L96 150L98 151L99 148L97 146H100ZM40 150H41V152H40ZM17 153H19V155H16ZM30 153H31V151H30ZM80 155H81V153H80ZM60 157L61 156H59V157L57 156V159L59 161L57 167L60 168V173L66 175V176L72 175V172H73V170H75L76 165H74L71 161H69L66 158V160L64 162V163H66V165L61 167ZM158 157H161V159L164 158L162 156H158ZM135 158L137 159V161H135ZM233 159L229 158V156H228V161L226 162L227 165ZM9 160H12L13 162L15 161L17 163L14 164L12 162L10 165L7 164L6 166L2 164L3 162H7ZM98 160L103 162L102 165L99 162H97ZM167 160H171V158L170 159L167 158ZM222 161H224V160H222ZM233 162H234V160H233ZM248 163H249L248 161L245 162L246 165ZM137 165H139V164H137ZM1 166H4V168H2ZM31 166H32V164H31ZM141 166H140V168H141ZM61 168H62V170H61ZM222 168H224V167H222ZM175 171L178 173L177 167L175 168ZM225 172H226V170H225ZM5 175H7L8 177L10 176V177L6 179L7 176H5ZM233 176H235V180L232 183L235 186L244 185L245 182L249 178H253L250 176H245L242 172H239L237 175H233ZM237 176H238V178L236 179ZM103 177H105V176L101 175V176H99L98 179L94 178V177L90 178L89 183H91V184L97 183V186L98 185L100 186V185H102V183L104 181ZM183 177H186L188 179V175L185 173L183 174ZM76 179H78L77 176H70L67 178V180L70 182L71 181L74 182ZM44 181L45 180L44 179L42 180L41 177H37V178L35 177V181L33 182V185H35V186L39 185L40 188H43V190L44 189L49 190L48 189L49 184L48 183H47L48 185L45 184ZM80 181L82 182V178ZM236 184H238V185H236ZM78 186H80V185H78ZM160 186H165L166 189L160 190ZM139 188H140V192L142 193L140 195H138V193L136 194L134 192L135 191L134 189H137L139 191ZM76 189H77V187L73 186V184L70 183L66 187L57 191L56 193H53V192L45 193V191H44L43 200L40 201L38 198L36 200L39 202L38 206L36 207V211L31 210V212H29L27 214L25 213V215L17 214L18 212H17L16 208L18 207V205L15 204V202H13V201L1 204L0 205V217H1L0 222L2 223L4 221H6L7 225L4 228L7 231H17L18 232L17 235H19L17 238H15V237L14 238L13 237H11V238L3 237L4 242L2 241L3 243L1 245L3 246V248L5 250L3 249L4 252L1 253V256L4 257V255L6 254V257H13L14 258L13 261L15 262V264H20V263L23 264L22 259L25 257V255H24V257L20 256L21 254L25 253V252L22 253V251H21L23 249V247H29L28 245L30 242H32L31 240H33V243H35V244L37 241H42L41 238H42V236H44V233H46V230L41 226L40 229L36 232V234L33 233L32 236H31L30 232H28V234H26V235H22L23 231L20 230L19 225L22 222L27 223L28 225L30 223L34 224V221H36L37 219H40V218H43V216L45 217V216L52 214L57 209L56 208L57 203H59L63 200L64 201L66 200L69 203L71 202L72 204L74 202H79L80 198H78V190H76ZM43 190H38V191L40 192ZM12 191H19V190L18 189H12ZM7 192L12 193L10 189ZM61 194H63V196H64L63 199H59ZM120 195H115V197L117 196L115 198L116 203L118 202L119 198H122V196H120ZM83 196H84V194H83ZM141 196H148L149 199L152 197H155V200H154V202H151L152 204H150L148 206V205L143 203L144 199H140ZM166 196L171 198V202H170L171 205L165 204V202H167L166 199H168V198H166ZM88 197L89 196L87 195V198ZM125 197H127V195H125ZM35 199H36V197H35ZM122 200L124 201V199H122ZM80 202H84V200L83 201L81 200ZM91 202H93V201H91ZM249 203H251L250 208L247 206ZM13 204L16 205L17 207H14ZM252 204H253V208H252ZM116 205H118V204H116ZM77 206H78V209L81 211L82 209L80 208V203H78ZM95 207H96V205H95ZM236 207H240L242 209L239 210V208H238V210H237L238 216L233 217L232 215H237V213L232 212L231 210L233 208H236ZM37 208H40V209H37ZM23 209H24V207H23ZM120 209L121 208H119V210ZM6 210H11V212H13V215L8 214L6 212ZM176 212H179L181 215L179 217L176 216L175 215ZM252 212H253V214H255V216H257V217H255L256 219L258 218L257 221H254L256 219L253 220V216H252L253 214L252 215L246 214V213H252ZM85 213L87 215L86 210H85ZM239 214H240V216L242 214H244V215L240 217ZM25 220H27V221H25ZM186 220H188V223L185 222ZM9 222H10V226H9ZM39 223H40L39 221L35 222V224H39ZM89 223H90V221H89ZM35 224L33 227L32 226L31 227L37 228V225H35ZM90 224H91L90 225L91 228L94 229L95 231H99V230L104 229L101 226L99 221L94 220V222H91ZM195 224L196 225L200 224V226L202 225L203 230L195 231L194 230ZM243 225H245V226H243ZM51 226H53V225H51ZM46 228H48V227H46ZM68 231H69V234L71 235L70 237H72V235H74L73 236L74 240H72V242H74V243L78 242L79 243L81 241L77 237V234L75 233V231L73 232L72 229H68ZM185 232L190 233L191 236L190 237L185 236L184 235ZM66 234H68V233H66ZM207 234H208V236L206 237ZM85 235H86L85 236L86 241H84V240L83 241L86 243L94 244L95 238L92 235H89V233H85ZM161 236L164 237V234H161ZM67 239H70V238H67ZM164 240H165V238H164ZM68 241H70V240H68ZM41 245H42L41 242H37V246L34 247L33 251L30 250L29 254L27 253L28 255H26V258H27V256H29L30 261H32L31 259H33L36 256V259H35L36 264H45V262L47 260L50 261V258H49L50 255L48 254V251L45 252L47 255L42 254V252H40V254H39V248ZM235 249H236V251L234 252L235 256H237V257L242 256L245 258H249V261L248 262L246 261L243 264H264V262H260L257 260V258H261L264 256V241H261L260 244L258 243V245L255 249H252L250 247V240L246 241L244 244L240 245L239 248H235ZM94 250L97 251L96 255H98V251H99L98 247H95L93 249V251ZM88 252H90V251H88ZM64 254H65V258L67 257L66 259H68V260L64 261L62 257L58 256L57 260L60 261L59 264H72L71 260L69 259L70 256H68V253H64ZM18 255L20 257L16 258ZM90 255H92V254H90ZM134 255L135 254H130V255H128L127 258H129L130 256L132 258ZM168 257L163 258L162 262L158 263V261H155V263L156 264H172L173 262L170 261V259ZM202 258H203V253L198 252L196 255V252H195V258L194 259L198 260L202 264H207L205 261H202L203 260ZM94 259H95V257H94ZM81 262H82V264L86 263V261H84V260H81ZM180 263L181 264H192V263H190V261H186V259H184L183 262L179 261L177 264H180ZM25 264H26V262H25ZM113 264H120V262L115 261V263H113Z\"/></svg>",
	"mask_w": 264,
	"mask_h": 264
},
{
	"label": "snow or ice",
	"instance_id": "3",
	"mask_svg": "<svg viewBox=\"0 0 264 264\" xmlns=\"http://www.w3.org/2000/svg\"><path fill=\"white\" fill-rule=\"evenodd\" d=\"M38 2L41 4H44V0H38ZM5 3H6V0H0V6H4ZM149 3H151V0H144V3H138L137 7L143 10V8L145 7V4H149ZM175 3H176V0H172V4H175ZM210 3H211V0H205V2L203 3V7L207 9ZM235 4L236 6H241V5L245 6L248 9V11L246 13H239V14H234V13L229 12L224 15L216 16L210 21L209 27L215 26L218 21L225 20V16L227 17V27L228 28H231L233 26L244 27V26H248L256 22L253 20V16L256 12H260L261 14H264V0H235ZM109 6H110L109 0H105V3L103 4L99 3V0H91V10L89 12V15H91L94 12L100 11L102 7H109ZM129 8H131V4L129 5ZM160 8H164L163 3H161ZM157 11L158 9L154 8L153 14H155ZM64 15L66 14L63 12L60 13L61 17H63ZM105 18L106 17L103 14H101V16L99 17V19L101 20ZM134 19L139 22L141 17L139 14H137L134 17ZM261 19H264V15L261 16ZM76 20H79L81 24H85L86 27L92 29L93 31L97 30V21L95 19L92 21V23L86 24L84 19L80 17L79 15L72 17V21H76ZM61 22H64V21L61 20ZM116 22L118 23V21ZM153 27H158V26L154 25ZM176 32H177V35H179L180 37H183L184 41L190 42L191 45L195 46V50H194L195 54H193L190 57L191 61L194 62L197 58V54H199L202 50L206 49V45H204L194 35H189L179 30H176ZM109 38L111 39V37ZM133 40H135V37H133ZM156 51H159L162 57H174L176 64L179 65V69L174 67L172 63L166 62L165 59L163 58L153 60V53H155ZM80 54L84 55V53H80ZM65 55H67V53H65L64 55H61L60 59L63 60L65 58ZM107 55L108 53L103 54V56H107ZM44 56L52 57L53 52L52 51L45 52ZM103 56L100 58L101 60L103 59ZM136 57H139L143 61L152 60L153 67H155L158 64L160 69L163 70V72L168 73L169 75L176 73V75L173 76L172 78L178 80L180 84L184 85L185 88L188 89V92H187L188 98L194 97L196 101L199 103V107L201 111H204V107H205L204 102L201 99V94L207 90L205 86L209 85L210 83L215 85L214 91H212L211 94L207 96V103L214 104L216 100H223L224 102L214 108L213 114L209 115L207 112L204 113V119L203 121H201V126L203 129L206 130L204 134L205 140L208 139L209 134L211 135L212 139H217L219 136L226 137L228 135V132L232 128L236 127L237 125L246 124L251 119L259 118L258 114H256L251 108H249L247 104L236 103L233 92L222 90L220 85L216 83V81L209 80L207 74L204 75V79L198 88L196 86V79H197L196 76L191 77L192 83L189 84L187 80L182 75H180V73L187 72L188 68L191 67V64L187 66L185 65V60L189 59V57H185L183 53L177 54L174 48L172 50H169L168 48L157 49L154 46L152 49V53H143V52L134 51L128 55H125L122 59L124 63H126L128 61L134 60ZM73 59H75V57H73ZM209 60H210L209 56L203 57V62H204L205 67H207ZM91 63L95 67V65L97 64V60L94 59L92 60ZM124 63H121L119 67H117L112 72L111 74L112 77H116L117 73H120L123 70ZM224 63L225 62L222 59H220L218 56L216 57L215 59L216 65H224ZM261 65H264V59H261L258 62V64L255 66H261ZM94 67L93 68L86 67V70L93 71ZM144 67L147 68L148 64L145 63ZM223 71L225 73L238 74L239 68L237 65L232 64L231 66H225L223 68ZM154 74H157V73H154ZM78 75H82V74H78ZM163 78L167 79L168 76H164ZM40 79L43 80V76H41ZM73 79L75 80L76 77H74ZM91 79L103 80L105 78L101 76H96V77H91ZM228 79L229 80L232 79L231 75L228 77ZM244 81H245V77L242 75H239L237 77V82L231 83V88L235 90L236 94H241L244 97H248L253 92L257 90H262L260 84L257 82V80L253 79L251 75L247 77L246 84L244 83ZM119 82L120 81L116 79H112L110 81V83L112 84L119 83ZM12 86H14V82L12 85H9V87H12ZM37 87L38 85L36 84L32 85L33 90H35ZM2 91H4V88L2 85H0V92ZM116 99H118V97L110 95L108 86H105L102 90H96L93 93V96L89 98V107L95 113V119H96L97 124H99L101 130L104 131L105 134L109 136H110V133H108L107 129L105 128V123L107 121H102L100 112L106 103L110 102L111 100H116ZM147 107H149V102L147 100H144L141 103L140 108L137 109V112H141V114H143V110ZM111 112L115 114L117 112V109L113 108L111 109ZM238 113H245L248 119H244V118L236 119L235 117L237 116ZM134 115L135 113L133 112H123V113H120L119 116L108 118L109 120L113 118L115 119L114 131L117 136L121 135V118L123 119V121L126 122L130 118H132ZM156 115L159 116L160 113L157 112ZM213 120H224L227 127H225L224 125L210 126L211 121ZM149 127H151V125H149ZM154 130L160 132L161 136H163L164 139L167 140V137L164 136V133L161 129L156 128ZM182 135L189 136V138L196 144L201 143L200 139H198L199 133L195 135H190L187 131L182 130ZM110 142H111V136H110ZM225 142L234 143L235 141L226 139ZM67 146L68 144L65 141V147ZM139 148H145L144 144L141 143L139 145ZM145 150L151 151V149H147V148H145ZM35 155H37L36 152L31 153V156H35ZM233 155L235 156L236 154H233ZM176 156H177V163H180L182 161L185 165H187L188 163L187 160H184L182 157H180L178 153L176 154ZM219 159L227 162L228 154L227 153L222 154L219 157ZM197 160H201V157L197 156ZM246 161L249 162L247 165L245 164ZM114 163L115 162H113V167H114ZM228 166L231 169L232 175H237L239 172H242L245 176L253 177V178H249L245 182L244 185H238L234 188L231 185H229V187L232 188L233 191H236V192L244 191L245 194H247V186L255 184L256 186L251 189L252 194L255 196L264 198V141L250 142L248 145L245 146L244 149L240 150L237 158L234 161V164L229 163ZM131 167L132 169H136L139 166L133 163ZM60 179L61 181H63L66 178L61 177ZM225 179L226 178H222L219 176L216 178L217 183L219 185V187L217 188V192L220 194L219 198H224V195H225V188H224ZM196 183L203 185L204 181L201 178L199 180H196ZM90 187H92L90 183H87V182L84 183L85 189H88ZM207 188L209 190V193L211 194L212 184L209 183L207 185ZM215 198L216 197H213V199ZM140 199L146 200V199H149V197L141 196ZM78 203H80V208L82 209L81 211H78L76 213L78 217L82 219H91V220L103 219V221L106 224L111 225L114 228V230L124 240L132 239L121 229V227L115 221L109 220L106 216H104V214L101 211L92 209V207L88 204V202L85 201V202H78ZM64 207H68V205H64ZM85 210L87 212V215L85 214ZM136 215L139 216L140 212H137ZM175 215L179 217L181 214L179 212H176ZM137 227H139V225H137ZM53 231L55 235H60V236L63 235V232L60 231L59 229H54ZM184 235L189 236V237L191 236V234L188 232H185ZM164 238L174 239V237H171V236L164 237ZM249 240H250V247L252 249H255L259 242L264 241V220L254 222L251 226L250 231H248L246 234H241L239 238L234 239V241L230 243L228 247L223 248L220 251L223 253L224 257H227L229 255H234V253L230 252V249L239 248L240 245L244 244L246 241H249ZM51 243L55 244V240H53ZM49 247H50L49 244L44 245L42 251L47 252ZM79 247L83 249L85 245L81 244L79 245ZM87 248L89 251H92L95 248V245L92 243H88ZM151 250L155 252V249H151ZM100 251L102 252L103 250H100ZM72 264H79V257H76L72 261ZM107 264H112V262L109 260L107 261Z\"/></svg>",
	"mask_w": 264,
	"mask_h": 264
}]
</instances>
